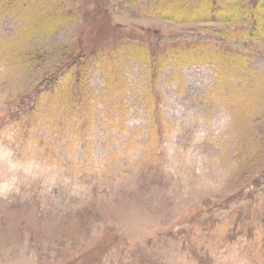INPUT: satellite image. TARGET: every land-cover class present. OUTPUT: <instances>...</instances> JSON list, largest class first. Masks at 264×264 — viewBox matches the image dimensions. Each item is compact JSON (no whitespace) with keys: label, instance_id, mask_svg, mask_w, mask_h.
Returning <instances> with one entry per match:
<instances>
[{"label":"rangeland","instance_id":"rangeland-1","mask_svg":"<svg viewBox=\"0 0 264 264\" xmlns=\"http://www.w3.org/2000/svg\"><path fill=\"white\" fill-rule=\"evenodd\" d=\"M30 1L0 15V264H264V38L153 16L177 0ZM179 46L240 58L154 67ZM79 56L67 116L39 91Z\"/></svg>","mask_w":264,"mask_h":264},{"label":"trees","instance_id":"trees-1","mask_svg":"<svg viewBox=\"0 0 264 264\" xmlns=\"http://www.w3.org/2000/svg\"><path fill=\"white\" fill-rule=\"evenodd\" d=\"M167 4V3H166ZM157 7L153 16L179 23H208L219 25H230L229 30L242 32L244 35L248 34L253 39L264 38V0H189L181 2V0L172 1L170 4ZM0 15L3 11L8 10L10 13H21L22 16L31 14L33 12L34 4L30 0H0ZM151 15V14H150ZM27 16V15H26ZM242 18L247 24L248 29L235 30L236 19ZM52 19H58L57 21L64 22L63 18L50 14L49 18L45 19L46 24H50ZM48 22V23H47ZM228 33L226 31L217 30L215 33L222 35ZM229 34V33H228ZM235 34L230 36L234 37ZM264 40V39H263ZM174 53V54H172ZM170 55H177L179 64L182 63H205L214 66L218 73L224 75L234 71L237 68V63H229L221 72L220 64L222 61L232 59L240 55H236L233 52L230 53V57L227 58L220 51H192L190 48L181 49L176 47V50L170 49L167 51V55L161 60L152 62L154 67H158L161 63H165ZM85 57H77L76 60H72L67 67L58 73L57 79L50 81L47 79L40 88V100H47L52 102L57 109H63L64 113L69 116L71 114H80L85 110V106L89 104V98L82 92L80 84L86 75L87 64ZM115 74L110 73L108 75L107 87H114ZM111 80H113L111 82ZM39 102V101H38ZM40 104V102H39ZM38 109V104H36Z\"/></svg>","mask_w":264,"mask_h":264}]
</instances>
